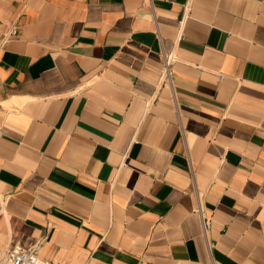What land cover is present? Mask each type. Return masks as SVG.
<instances>
[{
	"label": "crops",
	"instance_id": "1",
	"mask_svg": "<svg viewBox=\"0 0 264 264\" xmlns=\"http://www.w3.org/2000/svg\"><path fill=\"white\" fill-rule=\"evenodd\" d=\"M11 24L0 251L264 264V0H0Z\"/></svg>",
	"mask_w": 264,
	"mask_h": 264
},
{
	"label": "built area",
	"instance_id": "2",
	"mask_svg": "<svg viewBox=\"0 0 264 264\" xmlns=\"http://www.w3.org/2000/svg\"><path fill=\"white\" fill-rule=\"evenodd\" d=\"M18 34V27L16 24L9 25L4 31L1 40L0 48L4 46L10 38ZM170 58L164 57V76L170 79ZM205 227V223H203ZM0 264H58L51 260L41 258L38 256L33 248H26L21 245H14L8 250L0 251Z\"/></svg>",
	"mask_w": 264,
	"mask_h": 264
}]
</instances>
